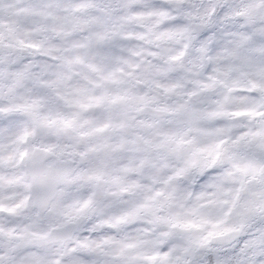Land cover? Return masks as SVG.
<instances>
[{
    "label": "clouds",
    "instance_id": "obj_1",
    "mask_svg": "<svg viewBox=\"0 0 264 264\" xmlns=\"http://www.w3.org/2000/svg\"><path fill=\"white\" fill-rule=\"evenodd\" d=\"M0 264H264V0H0Z\"/></svg>",
    "mask_w": 264,
    "mask_h": 264
}]
</instances>
